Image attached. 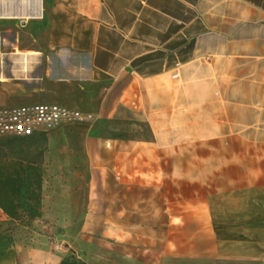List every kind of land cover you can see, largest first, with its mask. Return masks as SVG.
<instances>
[{
  "label": "crops",
  "instance_id": "obj_1",
  "mask_svg": "<svg viewBox=\"0 0 264 264\" xmlns=\"http://www.w3.org/2000/svg\"><path fill=\"white\" fill-rule=\"evenodd\" d=\"M29 105L96 119L51 131L40 164L0 156V208L41 220L68 170L89 195L104 179L89 207L204 225L188 240L212 247L172 258L264 264V0H0V107ZM132 126L149 137L113 135Z\"/></svg>",
  "mask_w": 264,
  "mask_h": 264
},
{
  "label": "rangeland",
  "instance_id": "obj_2",
  "mask_svg": "<svg viewBox=\"0 0 264 264\" xmlns=\"http://www.w3.org/2000/svg\"><path fill=\"white\" fill-rule=\"evenodd\" d=\"M123 131L124 135L133 138L149 137L146 127L132 126ZM9 139L0 138V151L25 158L35 157V151L26 146L14 152ZM47 152L48 144L44 157ZM51 157H55L54 151ZM53 160L49 161L55 163ZM80 165L82 168L81 162ZM69 172L50 170L45 190V214L41 220H33L26 205L15 207L7 202L0 208V264H200L199 258L194 261L172 258L170 251H200L212 247L213 243L209 241L188 240L200 236L204 225L169 226L168 210L163 208L129 209L121 216V210L89 207L90 196L95 197L92 201L98 205L104 204V193L100 192L104 179L100 183L99 178H93L92 186L96 185V192L89 195V178H73ZM158 212L159 219L153 217V213ZM157 220L159 224L153 223Z\"/></svg>",
  "mask_w": 264,
  "mask_h": 264
},
{
  "label": "built area",
  "instance_id": "obj_3",
  "mask_svg": "<svg viewBox=\"0 0 264 264\" xmlns=\"http://www.w3.org/2000/svg\"><path fill=\"white\" fill-rule=\"evenodd\" d=\"M95 119L91 114L53 105L0 107V138H23L67 125L92 124Z\"/></svg>",
  "mask_w": 264,
  "mask_h": 264
},
{
  "label": "trees",
  "instance_id": "obj_4",
  "mask_svg": "<svg viewBox=\"0 0 264 264\" xmlns=\"http://www.w3.org/2000/svg\"><path fill=\"white\" fill-rule=\"evenodd\" d=\"M114 136L121 137L125 136L124 134H113ZM10 148L14 149L16 152L18 149H23V146H26L29 149L35 151L36 155L34 158H25L15 154H8L7 152L0 151V156L2 158H11L19 159L25 162L32 164H40L43 162L44 153L47 150L48 136L47 133H35L23 138H10L8 140Z\"/></svg>",
  "mask_w": 264,
  "mask_h": 264
}]
</instances>
